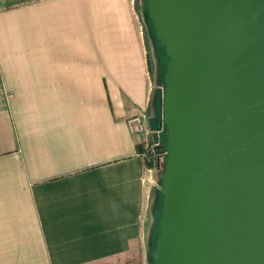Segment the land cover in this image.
<instances>
[{"label":"crops","instance_id":"obj_1","mask_svg":"<svg viewBox=\"0 0 264 264\" xmlns=\"http://www.w3.org/2000/svg\"><path fill=\"white\" fill-rule=\"evenodd\" d=\"M129 0H0V264H143L153 87Z\"/></svg>","mask_w":264,"mask_h":264},{"label":"water","instance_id":"obj_2","mask_svg":"<svg viewBox=\"0 0 264 264\" xmlns=\"http://www.w3.org/2000/svg\"><path fill=\"white\" fill-rule=\"evenodd\" d=\"M168 63L153 264H264V0H145Z\"/></svg>","mask_w":264,"mask_h":264},{"label":"rangeland","instance_id":"obj_3","mask_svg":"<svg viewBox=\"0 0 264 264\" xmlns=\"http://www.w3.org/2000/svg\"><path fill=\"white\" fill-rule=\"evenodd\" d=\"M136 16L139 22L140 29L143 32L145 41L147 61L150 71L151 85L153 87L154 99L151 101V106L147 112L150 121V137L147 141L146 150L144 153L145 165L148 170V180L150 188V200L148 210L149 226L146 233L145 244V260L143 264H152L151 254L154 251V240L157 233L158 221L160 217L162 196L160 194L161 176L164 169L165 161V127L162 128V116L159 113L158 101L155 96L163 93L164 89V75L168 63V58L164 50L156 41L154 31L147 15V7L145 0H136L134 3ZM148 242V243H147ZM147 249V250H146Z\"/></svg>","mask_w":264,"mask_h":264},{"label":"built area","instance_id":"obj_4","mask_svg":"<svg viewBox=\"0 0 264 264\" xmlns=\"http://www.w3.org/2000/svg\"><path fill=\"white\" fill-rule=\"evenodd\" d=\"M133 5L136 0H129ZM128 126L129 129L132 133L135 135L141 136V137H146L149 134V128L146 124V116L145 115H136L132 117L131 119L128 120ZM163 123H162V128H163ZM148 143H145L144 150H146ZM144 157V153H143Z\"/></svg>","mask_w":264,"mask_h":264},{"label":"trees","instance_id":"obj_5","mask_svg":"<svg viewBox=\"0 0 264 264\" xmlns=\"http://www.w3.org/2000/svg\"><path fill=\"white\" fill-rule=\"evenodd\" d=\"M160 46V45H159ZM162 48V47H161ZM163 49V48H162ZM164 50V49H163ZM148 62V61H147ZM149 67V66H148ZM150 70V69H149ZM150 74V73H149ZM162 96H163V93H160L158 95L155 96L156 100L158 101V109H159V113H161V116H162ZM154 99V96H153V93H152V98H151V101H153ZM162 118V117H161ZM164 141H165V146H166V137H165V134H164ZM164 150H165V147H164ZM150 200V199H149ZM157 234H158V228H157V233H156V237H155V240H154V248H155V241H156V238H157ZM148 243V242H147ZM147 250V249H146ZM152 256V254H151ZM150 256L151 258V262H152V257ZM153 264V262H152Z\"/></svg>","mask_w":264,"mask_h":264}]
</instances>
